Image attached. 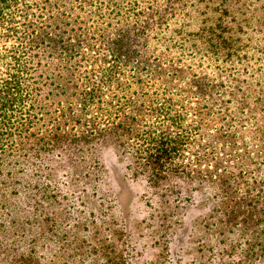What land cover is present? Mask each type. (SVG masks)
I'll use <instances>...</instances> for the list:
<instances>
[{
  "label": "rangeland",
  "instance_id": "374dc122",
  "mask_svg": "<svg viewBox=\"0 0 264 264\" xmlns=\"http://www.w3.org/2000/svg\"><path fill=\"white\" fill-rule=\"evenodd\" d=\"M159 7L65 15L78 31L66 40L80 42L53 51L30 30L41 59L75 73L58 83L98 88L89 112L102 133L47 156L53 197L26 235L41 264H264V114L237 108L264 104V0Z\"/></svg>",
  "mask_w": 264,
  "mask_h": 264
},
{
  "label": "trees",
  "instance_id": "16d2710c",
  "mask_svg": "<svg viewBox=\"0 0 264 264\" xmlns=\"http://www.w3.org/2000/svg\"><path fill=\"white\" fill-rule=\"evenodd\" d=\"M159 2L0 0V27L3 29L0 39L4 42L14 40L11 47L0 52L3 65L0 71V255L11 256L12 264H34L35 261L41 264L40 259L35 260L31 254L37 240L31 238L30 241L26 235L30 231V221L37 219L31 209H41L53 197L54 191L42 173L47 156L59 157L71 149L83 152L84 145H91L102 134L97 133V121L89 112L90 100L98 88L93 86L79 92L73 80L58 83L56 80L63 78L64 70L72 75L75 73L63 63H55L52 53L41 59L40 52L32 46L31 28L35 32L37 25V31L48 39L47 50L53 51L54 47L80 42L77 38L66 40L65 32L72 31L68 37L71 38L77 36L78 31L74 27L64 29L71 24L66 23L65 15L114 12L121 15L124 12L128 17L146 19L157 14L161 8ZM44 16L48 19L43 25V21L38 22V17ZM52 29L55 32H51ZM75 99L82 101L76 104ZM259 100L255 98L237 108L245 110L251 104L253 109L264 114V104L257 106L255 103ZM230 103L231 99L225 102ZM26 246L31 247L29 253Z\"/></svg>",
  "mask_w": 264,
  "mask_h": 264
}]
</instances>
